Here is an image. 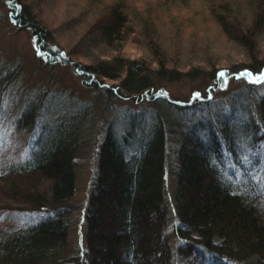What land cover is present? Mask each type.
Listing matches in <instances>:
<instances>
[{
  "label": "trees",
  "instance_id": "1",
  "mask_svg": "<svg viewBox=\"0 0 264 264\" xmlns=\"http://www.w3.org/2000/svg\"><path fill=\"white\" fill-rule=\"evenodd\" d=\"M199 1L224 5L214 12L222 26L244 18L240 36L229 40L248 51V67L212 69L206 97L180 103L156 95L155 81L194 79L203 73L201 65L182 76L178 60L167 55L169 47L154 36L151 20L144 21L149 39L144 46L156 67L119 55L122 42L129 39L130 19L126 0H112L107 19L91 31L92 43L77 51L90 65H77L76 73L87 85L94 82L97 92L108 93L111 107L116 94L150 101L151 110L123 111L125 117L113 120L105 131L85 208L87 248L72 258L65 256L70 207L63 203L75 194L77 184L81 123L69 114H79L63 105L64 119L57 121L55 113L35 120L33 106L24 109L19 126L32 134L33 142L27 161L0 168V209L29 213L53 208L33 224L0 231V264H217L225 258L242 264L254 256L264 264V64L257 66L254 56L260 46L255 31L264 27V0H247L246 7L234 0ZM6 2L11 4L9 22L33 30L42 50L39 58L52 66L62 60L66 64L70 56L35 23L33 9L18 0ZM208 40L198 46L206 66L218 48ZM100 49L117 54L93 58L91 52ZM231 80L242 89L229 99L214 100L218 92H228ZM170 172L177 178L172 198L181 244L175 251L166 236L165 177ZM175 256L178 263H173Z\"/></svg>",
  "mask_w": 264,
  "mask_h": 264
},
{
  "label": "rangeland",
  "instance_id": "2",
  "mask_svg": "<svg viewBox=\"0 0 264 264\" xmlns=\"http://www.w3.org/2000/svg\"><path fill=\"white\" fill-rule=\"evenodd\" d=\"M18 1L23 2V5L29 9H33L38 17L35 23L44 27L53 42L58 44L59 49L66 51L70 58L66 64L62 63L63 60L55 66L45 63L44 59L39 58L42 55V50L41 47L38 48L30 25L26 24L25 27L19 28L11 24L8 20L11 4L6 0H0V168L14 167L27 161L33 142L32 134L20 127L18 120L29 105L35 109V120L37 118L47 120L55 113L58 114L55 117L57 121L64 119L66 116L62 111L63 105H66L67 112L72 110L79 114L77 117H74V114H69L70 119L73 117L80 120L81 123L79 128L81 142L79 153L75 158L77 184L75 194L70 200L63 203L70 207L67 214L69 238L66 248L68 250L65 256L73 258V256L77 257L78 252H85L87 248L85 208L88 205L93 179L97 172L102 137L113 120L125 117L123 111L130 114L135 111L139 112L143 108L145 111H149L151 102L145 99L142 102L139 98L134 97L124 100L114 94L117 99L111 107L107 97L108 93L97 92L95 87L98 86L94 82L87 85L89 83L83 80L85 78L76 73L77 65H90L89 59L78 53L82 52L81 50L87 47V44L92 43L90 34L95 32L97 26L107 19L108 9L113 4L112 0ZM234 1L245 7L248 5L247 0ZM221 6L217 1L209 5L205 1L199 0H188L182 4L173 0L171 2L126 0L125 7L128 9H125V13L130 19L127 27L129 39L122 42L119 55L128 60H142L149 66L156 67L155 64L150 63L149 59L152 56L146 53L144 46L145 41L149 40L144 36L146 32L144 21L151 20L154 36L160 41V44L162 41L169 47L170 52L167 55L178 60L176 66L180 68L182 76H185V72H193L192 70L200 65V70L203 72L198 73L194 79L185 76L174 80H157L154 93L180 103H186L197 97H206L209 94L207 88L213 84L211 75H209L212 69H214L213 71L228 67L238 69V67H248L249 65L248 51L241 47L236 49L229 40L237 35L240 36V32L243 30L241 22L245 24L246 22L243 18L236 23L227 22L223 25L225 27L218 24L214 12L221 9ZM251 27L254 28V26ZM255 32L260 35L258 41L260 46L256 47L257 50L254 51V56H258L256 65L260 66V63L264 64V27ZM205 40L214 41L218 47L214 56L212 54L209 57L210 65L207 66L205 65L207 61L204 52L198 47L201 42L205 43ZM91 54L93 58L103 55L104 59L105 55L117 53L100 49L98 53L92 51ZM67 57L64 55L65 61L68 59ZM100 80L107 85H118L115 81ZM241 89L240 83L231 80L227 93L220 91L216 96L213 93L210 95L215 96L214 100L218 101L220 98L224 100L231 98ZM225 109L226 107H224ZM238 176L243 179V175ZM165 179L166 189L169 190L166 200L169 227L166 230V236L175 251L181 244L177 232L178 217L172 198L177 183L175 172L168 173ZM261 185L264 195V178ZM25 207L20 205V208L26 209ZM52 208L53 206L46 207L45 210L29 213L13 208L0 209V231L33 224ZM178 257L175 256L173 263H178ZM258 258L248 257L242 264H259ZM225 259L222 263L217 264H241L228 258ZM207 261L212 262V260ZM182 262L184 261L181 259L180 263Z\"/></svg>",
  "mask_w": 264,
  "mask_h": 264
}]
</instances>
